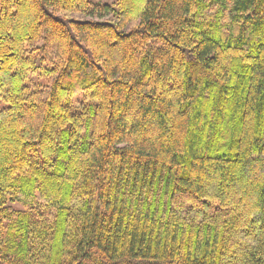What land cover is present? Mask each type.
Listing matches in <instances>:
<instances>
[{"label":"trees","instance_id":"16d2710c","mask_svg":"<svg viewBox=\"0 0 264 264\" xmlns=\"http://www.w3.org/2000/svg\"><path fill=\"white\" fill-rule=\"evenodd\" d=\"M0 264H264V0H0Z\"/></svg>","mask_w":264,"mask_h":264},{"label":"rangeland","instance_id":"374dc122","mask_svg":"<svg viewBox=\"0 0 264 264\" xmlns=\"http://www.w3.org/2000/svg\"><path fill=\"white\" fill-rule=\"evenodd\" d=\"M91 2L93 4L102 5L103 6V5H114L116 0H91ZM32 78H34V80L39 84V87L44 86L47 83V80L43 78L41 73L35 75L34 77L32 76ZM32 78H31V80H32ZM84 100H85V96L84 95H80V96L74 98L71 101V105L74 108L78 109V107L81 105V103H83Z\"/></svg>","mask_w":264,"mask_h":264}]
</instances>
